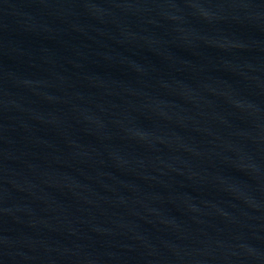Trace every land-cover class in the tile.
<instances>
[{"label":"water","instance_id":"95a60500","mask_svg":"<svg viewBox=\"0 0 264 264\" xmlns=\"http://www.w3.org/2000/svg\"><path fill=\"white\" fill-rule=\"evenodd\" d=\"M0 264H264V0H0Z\"/></svg>","mask_w":264,"mask_h":264}]
</instances>
